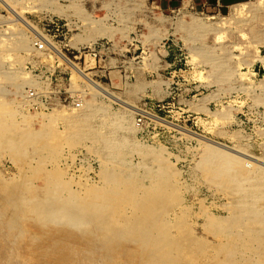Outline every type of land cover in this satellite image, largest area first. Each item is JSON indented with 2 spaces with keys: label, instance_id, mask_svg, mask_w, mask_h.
Returning <instances> with one entry per match:
<instances>
[{
  "label": "rangeland",
  "instance_id": "1",
  "mask_svg": "<svg viewBox=\"0 0 264 264\" xmlns=\"http://www.w3.org/2000/svg\"><path fill=\"white\" fill-rule=\"evenodd\" d=\"M233 8L0 0V264H264V0Z\"/></svg>",
  "mask_w": 264,
  "mask_h": 264
},
{
  "label": "bare ground",
  "instance_id": "2",
  "mask_svg": "<svg viewBox=\"0 0 264 264\" xmlns=\"http://www.w3.org/2000/svg\"><path fill=\"white\" fill-rule=\"evenodd\" d=\"M185 8H186V7H185ZM238 8H239V7H238ZM238 8H237V9H238ZM233 9H234V8H233ZM235 10H236V9H235ZM238 10H239V9H238ZM186 15H187V14H186ZM189 18H190V17H189ZM30 28H31V27H30ZM93 105H94V104H93ZM87 106H88V105H87ZM99 106H100V105H99ZM100 107H102V106H100ZM96 108H97V106H96ZM103 108H104V107H102V109H103ZM99 109H100V108H99ZM97 110H98V109H97ZM96 113H97V112H96ZM114 116H116V114H114ZM112 117H113V116H112ZM92 119H93V118H92ZM116 119H117V118H116ZM102 120H103V119H102ZM109 120H110V119H109ZM157 120H158V119H157ZM159 120H160V119H159ZM4 122H5V121H4ZM110 123H112V122H110ZM92 124H93V123H92ZM106 124H108V123H106ZM112 124H113V123H112ZM117 124H118V123H117ZM89 126H90V125H89ZM99 126H100V124H99ZM99 126H98V127H99ZM101 126H102V125H101ZM3 127H4V126H3ZM6 128H7V127H6ZM115 128H116V127H115ZM111 132H112V131H111ZM111 132H110V133H111ZM82 133H83V132H82ZM45 134H46V133H45ZM97 134H98V133H97ZM106 134H107V133H106ZM82 136H83V135H82ZM99 136H100V135H99ZM41 138H42V137H41ZM70 138H71V137H70ZM70 138H69V139H70ZM134 138H135V137H134ZM0 139H1V138H0ZM26 140H27V139H26ZM141 141H142V140H141ZM10 143H11V142H10ZM55 143H56V142H55ZM102 143H103V142H102ZM110 143H111V140H110ZM119 143H120V142H119ZM129 143H130V142H129ZM137 143H138V142H137ZM12 144H13V143H12ZM106 144H108V143L106 142ZM19 145H20V144H19ZM114 145H115V144H114ZM116 145H117V144H116ZM136 145H137V144H136ZM7 146H8V145H7ZM105 146H106V145H105ZM111 146H112V145H111ZM137 146H138V145H137ZM109 147H110V146H109ZM133 147H134V146H133ZM133 147H132V148H133ZM143 147H144V146H143ZM185 147H186V146H185ZM105 148H106V147H105ZM122 148H124V147H122ZM226 148H227V147H226ZM113 149H114V148H113ZM52 150H53V149H52ZM54 151H55V150H54ZM132 151H133V150H132ZM224 151L226 152V149H225ZM109 152H110V151H109ZM135 152H137V151H135ZM220 152H222V151H220ZM226 153H227V152H226ZM237 154H238V153H237ZM221 155H223V154H221ZM235 155H236V154H235ZM242 155L246 157V155H244L243 153H242ZM217 156H218V155H217ZM225 156H228V157L233 158V159L235 158V157L232 156V154L230 155V153L227 154V155L225 154ZM240 156H241V155H240ZM218 157H219V156H218ZM220 158H221V157H220ZM225 158H226V157H225ZM225 158H224V159H225ZM227 160H230V159L227 158ZM236 161H237V160H236ZM236 161H235V162H236ZM243 161H244V160H243ZM238 162H239V161H238ZM244 162H245V161H244ZM136 163H137V162H136ZM240 163H241V162H240ZM247 163H248V162H247ZM247 163H246V165H247ZM143 166H144V165H143ZM247 166H248V165H247ZM251 166H252V165H251ZM239 168H240V167H239ZM251 169H252V168H251ZM164 170H165V169H164ZM245 170H248V168L245 169ZM261 170H262V169H261ZM250 171H251V170H250ZM255 171H256V170H255ZM258 171H259V169H258ZM247 172H248V171H246L245 173H247ZM252 172H253V171H252ZM253 173H255V172H253ZM225 174H226V173H225ZM232 174H233V173H232ZM234 174H235V172H234ZM247 174H248V173H247ZM247 174H246V175H247ZM260 174H261V172H260ZM229 175H230V174H229ZM252 175H253V174H252ZM231 176H232V175H231ZM253 178H254V177H253ZM100 179H101V178H100ZM246 179L249 180L250 178H249V179L246 178ZM255 179H256V178H255ZM259 179H261V178H259ZM228 180H229V179H228ZM231 180H232V179H231ZM234 180H235V179H234ZM242 180H245V179H241V181H242ZM152 183H153V182H152ZM250 186H251V185H250ZM226 187H227V186H226ZM244 187H245V185H244ZM244 187H243V188H244ZM256 187H257V186H256ZM232 188H233V187H232ZM222 189H223V188H222ZM234 189L237 191L236 188H234ZM253 189H254V187H253ZM144 190H145V189H144ZM124 191H125V190H124ZM128 191H129V190H128ZM223 191H224V189H223ZM240 191H241V190H240ZM93 192H94V191H93ZM125 192H126V191H125ZM237 192H238V191H237ZM90 193H91V192H90ZM171 193H172V192H171ZM241 193H243V192H241ZM94 195H95V194H94ZM125 195H126V194H125ZM143 196H144V195H143ZM258 196H260V195H258ZM93 197H94V196H93ZM119 197H120V196H119ZM141 197H142V196H141ZM147 198H148V197H147ZM243 198H244V197H243ZM249 198H252V197H249ZM253 198H254V197H253ZM253 198H252V199H253ZM120 199H123V198H120ZM131 199H132V197H131ZM163 199H164V198H163ZM149 201H150V200H149ZM116 202H117V201H116ZM126 202H127V201H126ZM157 202H158V201H157ZM255 202H257V201H255ZM149 203H150V202H149ZM251 203H252V202H251ZM124 204H125V203H124ZM132 204H133V203H132ZM239 204H240V203H238V205H239ZM252 204H253V203H252ZM263 204H264V203H263ZM127 205H128V204H127ZM150 205H151V204H150ZM253 205H254V204H253ZM260 205H261V204H260ZM261 206H262V205H261ZM261 206H259V207H261ZM137 208H138V207H137ZM151 208H152V207H151ZM249 208H250V206L247 205V207H246L245 209H247V211H248ZM251 208H252V207H251ZM256 208H257V207H256ZM145 209H147V207H146ZM262 209H263V208H262ZM263 210H264V209H263ZM147 211H148V210H147ZM142 212H143V211H142ZM258 213H259V212H258ZM258 213H257L256 211H255V212H252V213H251V214H252L251 216H252V218H254L255 221H257V222L263 224V223H264V215L261 214V212H260L259 214H258ZM45 214H46V213H45ZM243 214H244V213H243ZM147 215H148V212H147ZM249 215H250V214H248V216H249ZM62 216H63V215H62ZM143 216H144V215H143ZM246 216H247V215H246ZM64 217H65V216H64ZM138 217H139V216H138ZM141 217H142V216H141ZM243 217H244V216H243ZM252 218H251V219H252ZM74 219H75V218H74ZM137 219H138V218H137ZM140 219H141V218H140ZM140 219H139V220H140ZM244 219H245V218H244ZM248 219H249V218H248ZM142 221H144L143 218H142ZM246 221H248V220H246ZM257 222H256V223H257ZM147 223H148V222H147ZM259 223H258V224H259ZM137 224L140 225V226L143 225L142 228H144V222H138ZM156 225H157V224H156ZM232 226H233V225H232ZM158 227H159V226H158ZM147 229H148V228H147ZM245 229H247V228H245ZM253 229H254V228H253ZM259 230H261V229H259ZM148 231H149V230H148ZM250 232H251V231H250ZM258 234H259V233H258ZM249 237H250V236H249ZM139 238H140V237H139ZM246 238H247V237H246ZM250 245H251V244H250ZM250 245H249V246H250ZM263 254H264V253H263ZM256 255H257V254H256ZM30 258H31V257H30ZM263 258H264V257H263ZM259 260H260V259H259ZM262 263H263V262H262ZM23 264H24V263H23Z\"/></svg>",
  "mask_w": 264,
  "mask_h": 264
},
{
  "label": "crops",
  "instance_id": "3",
  "mask_svg": "<svg viewBox=\"0 0 264 264\" xmlns=\"http://www.w3.org/2000/svg\"><path fill=\"white\" fill-rule=\"evenodd\" d=\"M214 1L219 7H221V8L224 7V8H228V9L230 7H231V9H233V7L235 5L239 4V0H214Z\"/></svg>",
  "mask_w": 264,
  "mask_h": 264
}]
</instances>
